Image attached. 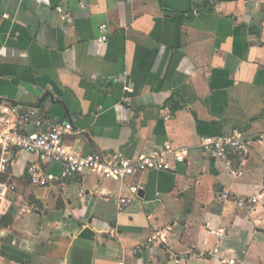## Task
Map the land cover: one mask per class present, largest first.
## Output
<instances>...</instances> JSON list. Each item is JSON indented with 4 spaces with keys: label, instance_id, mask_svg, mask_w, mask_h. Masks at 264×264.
<instances>
[{
    "label": "crops",
    "instance_id": "0c3cea01",
    "mask_svg": "<svg viewBox=\"0 0 264 264\" xmlns=\"http://www.w3.org/2000/svg\"><path fill=\"white\" fill-rule=\"evenodd\" d=\"M6 103L70 121L65 143L83 153L188 154L173 170L62 180L59 163L16 149L5 174L15 190L0 201L11 217L0 264H264V199L238 204L264 192V0H0ZM235 130L252 142L237 177L199 145ZM31 162L50 183H30ZM121 197L132 198L124 210ZM162 228L166 243L134 253Z\"/></svg>",
    "mask_w": 264,
    "mask_h": 264
},
{
    "label": "built area",
    "instance_id": "2783aa9c",
    "mask_svg": "<svg viewBox=\"0 0 264 264\" xmlns=\"http://www.w3.org/2000/svg\"><path fill=\"white\" fill-rule=\"evenodd\" d=\"M56 10L61 13L63 19L67 15L62 6ZM101 35L98 38L100 43L108 41V24L102 23L99 26ZM129 89V88H127ZM169 118V114L165 116ZM32 126L33 130L26 132L21 127ZM72 130L70 121L59 122L58 120L41 115L37 109L28 108L21 110L14 104H2L0 106V201L6 196L7 192L14 191L15 185L5 180L12 162V156L16 149L29 153L42 154L45 157L61 165L60 179L66 180L77 174L87 171L100 172L105 178L124 179L137 171L147 170H173L175 162L185 161L188 150L174 149L166 147L155 149L150 154L133 159L126 156H114L111 159L105 158L100 153H83L74 150L65 143L64 136ZM201 150L209 155L222 160L235 177L241 176L245 171V164L251 152L252 142L247 133L243 130H235L230 134L219 136H204L200 140ZM29 181L35 186H44L51 182V179L44 173L42 166L38 162H31L26 168ZM143 190V186L135 185L132 187L134 193ZM228 192L222 193V198H226ZM264 199V192L253 194L249 197H241L238 201L240 206L255 205ZM132 198L121 197L118 199L120 210H124L131 203ZM169 230L162 228L151 234L147 240L133 248L134 253H138L154 243H166ZM219 237L223 232L216 231ZM218 248L213 250L217 254ZM180 263V259H176ZM224 264H243L235 258L223 260ZM117 264H126L120 260Z\"/></svg>",
    "mask_w": 264,
    "mask_h": 264
},
{
    "label": "trees",
    "instance_id": "16d2710c",
    "mask_svg": "<svg viewBox=\"0 0 264 264\" xmlns=\"http://www.w3.org/2000/svg\"><path fill=\"white\" fill-rule=\"evenodd\" d=\"M9 223H11V217L9 215L6 214L0 216V227H6Z\"/></svg>",
    "mask_w": 264,
    "mask_h": 264
}]
</instances>
